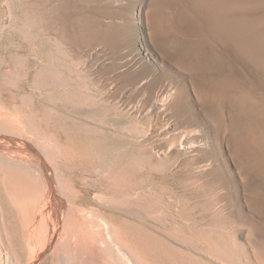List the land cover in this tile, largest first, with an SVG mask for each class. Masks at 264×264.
Returning a JSON list of instances; mask_svg holds the SVG:
<instances>
[{
    "label": "rangeland",
    "instance_id": "1",
    "mask_svg": "<svg viewBox=\"0 0 264 264\" xmlns=\"http://www.w3.org/2000/svg\"><path fill=\"white\" fill-rule=\"evenodd\" d=\"M0 139L20 264L39 216L104 264H264V0H0Z\"/></svg>",
    "mask_w": 264,
    "mask_h": 264
},
{
    "label": "bare ground",
    "instance_id": "2",
    "mask_svg": "<svg viewBox=\"0 0 264 264\" xmlns=\"http://www.w3.org/2000/svg\"><path fill=\"white\" fill-rule=\"evenodd\" d=\"M43 20V19H42ZM164 97V96H163ZM170 97H166L164 98V102L166 103L168 101ZM163 100V98H162ZM163 103V101H162ZM200 131V130H199ZM181 133V132H180ZM2 137V136H1ZM178 137V136H177ZM17 143H16V142ZM14 143L12 141L10 142L11 147L14 148L15 146H19L20 148L24 147V145H28V142L22 139H15ZM6 142V141H5ZM2 142V140L0 139V151L4 154H7V142ZM14 144V145H13ZM19 144V145H18ZM9 145V146H10ZM16 147V149H17ZM26 147V146H25ZM19 150V149H18ZM24 150V149H23ZM44 154L47 156H43L40 154V156H38V161L41 163V165L44 166V171H46L45 176L46 177V190H47V199H46V203H48L50 201L51 198L54 199V197L57 195L58 193V184H60L61 186L63 185L61 182L62 180L60 179V177L57 176L55 169L53 167H51V165L49 164L50 161H48L49 159H51L54 156V150L52 149H47L44 150ZM163 153V152H162ZM12 155V154H11ZM14 155V159L19 161V162H26L27 163V158L26 155H24V153H20V154H13ZM50 156V157H49ZM10 157V155H9ZM30 158V157H29ZM35 158V157H34ZM10 159V158H9ZM13 159V158H12ZM11 159V160H12ZM31 159V158H30ZM29 159V160H30ZM34 160V159H33ZM36 160V159H35ZM32 161V160H30ZM37 161V160H36ZM29 162V161H28ZM35 162V161H34ZM52 162V161H51ZM50 162V163H51ZM32 163V162H31ZM29 164V163H28ZM35 164V163H34ZM37 165V164H35ZM36 174V173H34ZM38 174V173H37ZM43 174V173H42ZM45 178V177H44ZM112 178V177H111ZM65 187V186H64ZM59 196V195H58ZM65 196V195H64ZM59 198V197H58ZM142 198V197H141ZM161 198V197H160ZM60 199V198H59ZM57 200V199H56ZM64 200V199H63ZM59 202V201H58ZM150 203V202H149ZM50 204V203H49ZM55 204V203H53ZM67 204V203H66ZM47 205V204H46ZM45 205V207H46ZM43 206V205H42ZM54 206V205H53ZM123 206V205H122ZM49 207V206H48ZM62 207V206H61ZM66 210L67 207L71 208L68 204L65 205ZM121 208V207H120ZM128 208V207H127ZM130 208V207H129ZM133 208V207H132ZM3 209V208H2ZM12 209V208H11ZM44 209V207L42 208ZM41 209V210H42ZM122 209V208H121ZM120 209V210H121ZM148 209V208H147ZM58 210V209H56ZM60 210V209H59ZM64 210V208L62 207V211ZM123 210V209H122ZM121 210V211H122ZM132 210V209H130ZM48 213L49 211L52 213L53 210H47ZM61 211V212H62ZM64 211V212H65ZM73 212H75L74 210H72ZM3 212V211H2ZM42 216H45L46 213L45 210L40 211ZM124 212V211H123ZM129 212V211H128ZM150 212V211H149ZM50 213V214H51ZM66 213V212H65ZM77 213V212H76ZM54 213H52L53 216ZM74 215V214H73ZM82 215V214H81ZM79 215V216H81ZM20 216V215H19ZM18 216V217H19ZM49 216V215H48ZM56 216V215H55ZM60 218H62L63 216L59 213ZM62 216V217H61ZM31 217V216H30ZM38 217V216H37ZM71 217V216H70ZM132 217V216H131ZM10 218L12 219L11 221L16 222V218L14 216V214H10ZM28 218V217H27ZM66 218V217H65ZM64 220L62 219L60 222L58 221V219L56 218V221H52L50 220V223L47 224L46 223V219L40 220V216H39V220L35 221V224H33V226L30 229V234H31V240L29 238V240L32 242V244H30V247L28 248V250L30 249V255L28 257V259L25 260V264H38L40 261L42 260H47L48 258L51 259L52 256H56V254L58 253V256H60L62 258V260L64 261L62 264H70V262L68 261V257L71 255H76L84 253L83 256L85 255V253L87 254L86 256V260L85 262L87 264H104V262H102L99 259V256H97L96 250L94 249V242L97 238L98 235H94L97 233H92L90 231V229L88 230L87 226L85 225V222H83V219L81 217H79V221L78 222H74L73 220H68V218H66ZM150 218V216H149ZM7 219V218H6ZM38 219V218H37ZM77 219V218H76ZM20 220V218H19ZM55 220V219H54ZM3 224L5 223L2 217V214L0 213V264H20L22 256L18 255L16 256L15 252L12 250V248H9L7 246V239L4 236V231H3V227L2 228V222ZM44 222V223H41ZM19 223V222H18ZM16 224V223H15ZM44 224V226L42 225ZM43 226V228H46L45 230V234L43 236V234H41V232H39V226ZM108 233V232H107ZM5 235L7 236V234L5 233ZM30 236V235H29ZM101 237V236H99ZM107 237V236H106ZM112 237V236H111ZM198 237V236H197ZM110 238V237H109ZM102 239V238H101ZM203 239V238H202ZM98 240V239H97ZM116 240V239H115ZM118 241V240H116ZM150 241V240H149ZM29 242V241H28ZM97 242V241H96ZM90 243V245H88ZM94 243V244H93ZM94 248H93V246ZM107 244V243H106ZM116 244V243H115ZM124 244V243H123ZM9 245V244H8ZM62 245V247H60ZM98 245V244H97ZM100 246V245H99ZM98 246V247H99ZM121 246V244L119 245ZM97 247V246H96ZM122 247V246H121ZM213 247V246H212ZM100 248V247H99ZM87 249V250H86ZM98 251V248H96ZM119 249V248H118ZM86 250V251H85ZM122 250V248H121ZM159 250V249H158ZM173 250V249H172ZM95 251V252H93ZM101 250H99L100 252ZM124 251V250H123ZM154 251V250H153ZM129 252V251H128ZM107 253V252H106ZM126 253V252H125ZM20 254V253H19ZM133 254V253H132ZM136 254V253H135ZM134 254V255H135ZM166 254V253H165ZM82 255V254H81ZM80 255V256H81ZM130 255V253H129ZM78 256V255H77ZM135 257V256H134ZM78 258V257H77ZM71 259V258H70ZM83 259V258H82ZM132 259V258H131ZM136 259V257H135ZM137 260V259H136ZM24 261V260H23ZM22 261V262H23ZM136 262V261H134ZM137 264H141L138 261L136 262Z\"/></svg>",
    "mask_w": 264,
    "mask_h": 264
}]
</instances>
